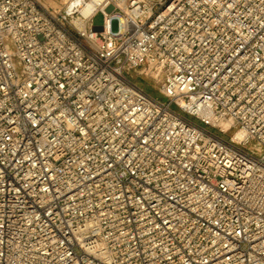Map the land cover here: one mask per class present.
Segmentation results:
<instances>
[{"label": "built area", "instance_id": "1", "mask_svg": "<svg viewBox=\"0 0 264 264\" xmlns=\"http://www.w3.org/2000/svg\"><path fill=\"white\" fill-rule=\"evenodd\" d=\"M0 264H264V0H0Z\"/></svg>", "mask_w": 264, "mask_h": 264}, {"label": "rangeland", "instance_id": "2", "mask_svg": "<svg viewBox=\"0 0 264 264\" xmlns=\"http://www.w3.org/2000/svg\"><path fill=\"white\" fill-rule=\"evenodd\" d=\"M93 22H94L95 25H101L102 24V15H101V13H98V15L94 17ZM112 28H113V30L118 29V24H117L116 21L113 22ZM133 80H134V82L136 84H138L139 86H141L143 89H145L147 92H149L150 94H152L154 97H157V98H159V99H161L163 101H168V99H166L162 94H160V92H158V90H156L152 86V84L147 79H145L144 77H142V76H136ZM172 106H173L174 109L177 108L175 105H172ZM212 130H214L215 132H217L216 129H212Z\"/></svg>", "mask_w": 264, "mask_h": 264}, {"label": "bare ground", "instance_id": "3", "mask_svg": "<svg viewBox=\"0 0 264 264\" xmlns=\"http://www.w3.org/2000/svg\"><path fill=\"white\" fill-rule=\"evenodd\" d=\"M98 13H101L102 15V12L99 11V10H96L95 8V3L93 1H91L86 7L85 9L83 10V14L86 15V16H89V15H92L93 16V19L95 16L98 15ZM102 20H103V15H102ZM78 25H80L81 27L83 26L82 22L80 20H77L76 22ZM241 133L238 132L235 134L236 137L240 136Z\"/></svg>", "mask_w": 264, "mask_h": 264}]
</instances>
